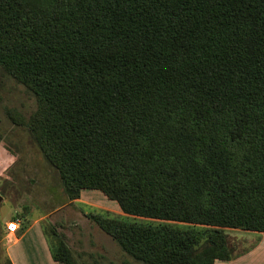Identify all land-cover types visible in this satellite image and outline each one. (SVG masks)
<instances>
[{"label":"trees","instance_id":"obj_1","mask_svg":"<svg viewBox=\"0 0 264 264\" xmlns=\"http://www.w3.org/2000/svg\"><path fill=\"white\" fill-rule=\"evenodd\" d=\"M24 15L0 0V70L41 102L30 133L72 198L98 190L159 221L97 219L126 254L213 264L230 259L221 232L200 257L179 223L264 232V0H65Z\"/></svg>","mask_w":264,"mask_h":264},{"label":"rangeland","instance_id":"obj_2","mask_svg":"<svg viewBox=\"0 0 264 264\" xmlns=\"http://www.w3.org/2000/svg\"><path fill=\"white\" fill-rule=\"evenodd\" d=\"M64 2L21 0L25 11L23 21L32 23L37 11L51 13ZM39 110L42 104L29 87L18 76L0 70V264H4L5 256L3 218L24 219L21 223L24 227L31 215L45 216L40 221L51 250L57 257L66 258L68 264H143L126 254L99 226L97 219L154 224L159 221L124 214L115 201L98 190H81L78 198H72L58 169L45 159L30 133L31 118ZM114 208L119 213L116 214ZM179 225L180 230L192 228L195 231L194 247L201 251L200 257L202 253L209 255L211 244L217 241L215 231L225 237L224 248L232 255L235 244L230 236L237 229L194 223Z\"/></svg>","mask_w":264,"mask_h":264},{"label":"crops","instance_id":"obj_3","mask_svg":"<svg viewBox=\"0 0 264 264\" xmlns=\"http://www.w3.org/2000/svg\"><path fill=\"white\" fill-rule=\"evenodd\" d=\"M82 195L80 194V197ZM91 196L98 197L96 195ZM113 210L116 214L119 213L116 208ZM17 211L13 213L15 214ZM35 217L36 215L27 217V223L24 227L21 226L24 219L18 221V218H14L20 226V229L14 233L8 232L6 229V225L14 219L3 218L1 231L4 255L11 264H63L54 261L52 258L50 240L44 234L41 224V218L44 219L45 216ZM230 238L235 244L230 259H216L213 264H264V232L237 229Z\"/></svg>","mask_w":264,"mask_h":264},{"label":"built area","instance_id":"obj_4","mask_svg":"<svg viewBox=\"0 0 264 264\" xmlns=\"http://www.w3.org/2000/svg\"><path fill=\"white\" fill-rule=\"evenodd\" d=\"M6 229L8 232L14 233L18 229V224L16 221H11L6 225Z\"/></svg>","mask_w":264,"mask_h":264},{"label":"water","instance_id":"obj_5","mask_svg":"<svg viewBox=\"0 0 264 264\" xmlns=\"http://www.w3.org/2000/svg\"><path fill=\"white\" fill-rule=\"evenodd\" d=\"M1 199V198H0Z\"/></svg>","mask_w":264,"mask_h":264}]
</instances>
